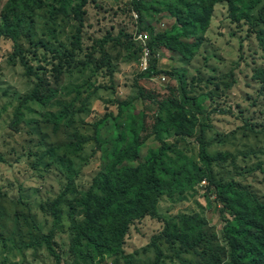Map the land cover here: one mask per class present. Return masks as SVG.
I'll return each instance as SVG.
<instances>
[{
  "label": "rangeland",
  "instance_id": "obj_1",
  "mask_svg": "<svg viewBox=\"0 0 264 264\" xmlns=\"http://www.w3.org/2000/svg\"><path fill=\"white\" fill-rule=\"evenodd\" d=\"M173 2L139 0L143 7L139 15L133 0H69L65 13L53 15L54 0H41L33 15L22 14L24 33L17 35L15 43L10 37L0 38V154L6 159L0 163V264H57L44 243L53 230V218L43 206L68 185L54 229L61 264H115L111 254L71 252V225L82 220L76 202L92 188L101 193V175L110 164L93 139L95 124L107 117L101 129L105 147L117 131L129 136L132 125L139 134L140 160L163 140L171 145V156L177 152L199 163L196 135L187 138L174 130L155 131L158 103L170 92L181 99L184 82L190 97L206 96L208 116L198 121L205 126L209 153L233 155L224 166L216 167L218 177L253 189L264 202V173L258 167L264 159V132L247 130L241 118L264 128V90L251 82L253 67L264 63L259 41L249 34L247 25L230 23L226 7L219 4L194 58L156 48L158 70L164 73L146 79L139 70L141 49L135 34L141 24L154 25L157 33L175 26L176 20L166 12ZM13 10L10 0H0V26L8 23ZM256 30L264 32V23ZM104 39L106 55L100 50ZM15 45L41 81L26 74L19 54L14 56ZM233 75L236 83L231 88ZM36 86L37 100L21 109L14 130L10 124L19 102ZM123 102L128 106L122 107ZM196 131L199 134V127ZM158 209L170 218L202 215L208 239L218 252L214 254L221 257L220 264H228L224 225L234 217L223 212L212 186L202 182L171 197L164 195ZM160 231L157 220L136 222L125 246L133 264H154L156 250L151 243ZM158 242L163 252L160 264H208L203 253L213 254L205 247L185 251L177 243Z\"/></svg>",
  "mask_w": 264,
  "mask_h": 264
},
{
  "label": "trees",
  "instance_id": "obj_2",
  "mask_svg": "<svg viewBox=\"0 0 264 264\" xmlns=\"http://www.w3.org/2000/svg\"><path fill=\"white\" fill-rule=\"evenodd\" d=\"M17 1L23 3V7L18 6ZM68 2L69 0H54L52 14L65 13L69 6ZM10 3L13 5V14L8 23L0 26V38L10 37L15 43L17 35L24 33L22 14L28 11L29 15H33L41 0H10ZM219 4L226 7L230 23L248 26L249 34L254 35L259 41L260 57L264 60V32L256 30L261 22L264 23V0H174L171 7H166L167 16L176 20L174 27L155 33L154 25L147 23L141 24L140 31L150 34V45L154 53L156 48L164 47L185 59H193L203 45L202 36L209 29L215 8ZM133 6L138 14L142 15L143 7L139 0H133ZM260 8L259 16L254 18V14ZM106 43L107 39H104L100 45V50L105 55ZM243 48L242 44L240 49L242 55ZM14 53V56L19 54V61L26 74L41 81V77L25 59L24 52L16 45ZM162 73L164 71L158 70V62L155 59L145 77L149 79ZM252 73L251 82L254 81L264 90V63L253 67ZM235 83L233 75L230 87L232 88ZM38 91L39 87L36 86L33 92L19 102L10 124L11 128L15 130L18 125L21 109L27 103L37 100ZM181 93V99H178L174 92H170L163 102L158 103L161 109L156 115L155 131L174 130L176 134L187 138L196 135L199 143V163L177 152L171 156L173 149L163 140H159L161 146L149 149L144 159L140 160L139 134L132 125L129 128V136L125 131H117L115 137L110 139L109 145L105 147L101 139V129L107 117L102 118L95 124L93 139L98 151H104L103 155L107 154L110 164L101 175L103 177L101 193L92 188L81 194L76 202L82 220L71 225V252L87 250L90 255L98 257L111 254L116 258L115 264H119L121 260L124 264H133L132 257L125 251L126 242L136 222L151 218L161 224V231L151 243L156 250L154 264L161 263L163 254L158 240L177 243L185 251L205 247L207 252L213 254L208 255L204 251L202 258L208 264H220L221 257L214 254L218 252L208 239L207 221L202 215L181 214L170 218L159 213L158 209L164 195L171 197L186 186L192 187L206 182L208 188L212 186L216 190V197L223 205V212L234 217V221H228L224 225V237L230 257L228 264H264V202L253 189L250 190L233 180L218 177L216 167L224 166L233 155L228 152L212 155L208 151L205 126L199 125L198 121V118L208 116L204 105L206 96L190 97L185 82ZM262 95L264 96V91ZM123 104L122 107L128 106L126 102ZM221 112L232 113L230 110ZM241 118L247 130L264 132V128L259 129L245 117ZM144 125L142 123L140 126L141 130ZM197 127L199 134H196ZM4 162L6 159L0 154V163ZM136 162H138L136 165H132ZM258 167L264 173V159L260 161ZM69 186L64 188L56 199L43 206L53 218V230H50L44 243L57 264H61V260L55 249L54 229L59 223L58 208L68 193Z\"/></svg>",
  "mask_w": 264,
  "mask_h": 264
},
{
  "label": "built area",
  "instance_id": "obj_3",
  "mask_svg": "<svg viewBox=\"0 0 264 264\" xmlns=\"http://www.w3.org/2000/svg\"><path fill=\"white\" fill-rule=\"evenodd\" d=\"M135 41L141 49L139 58V70L141 73H146L150 70L152 60L154 58L159 59L160 55L158 52L156 54L153 53V49L150 45L151 36L149 33L140 30L137 31V33L135 34ZM165 80L166 78L163 77V81Z\"/></svg>",
  "mask_w": 264,
  "mask_h": 264
},
{
  "label": "clouds",
  "instance_id": "obj_4",
  "mask_svg": "<svg viewBox=\"0 0 264 264\" xmlns=\"http://www.w3.org/2000/svg\"><path fill=\"white\" fill-rule=\"evenodd\" d=\"M155 33H157L156 31H155ZM154 53V52H153ZM157 53V51L154 53V54H156ZM156 58H154L153 60H152V62L155 60ZM156 60H159V59H156ZM152 64V63H151ZM150 69H151V67H150ZM149 72V71H148ZM147 73V72H146Z\"/></svg>",
  "mask_w": 264,
  "mask_h": 264
}]
</instances>
